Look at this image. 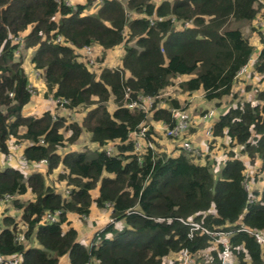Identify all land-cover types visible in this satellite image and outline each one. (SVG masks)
Instances as JSON below:
<instances>
[{
	"label": "trees",
	"instance_id": "trees-1",
	"mask_svg": "<svg viewBox=\"0 0 264 264\" xmlns=\"http://www.w3.org/2000/svg\"><path fill=\"white\" fill-rule=\"evenodd\" d=\"M90 5V0L73 6L64 0H0V154L9 153L12 139L23 145L25 165L46 162L45 171L28 174L0 168V198L12 197V207L0 217V254L4 260L18 258L19 264H60L65 256L67 264H163L186 250L194 264H223L212 238L200 229L189 236L190 226L179 219L210 231L234 229L241 220L264 231V89L257 92L256 103H235L212 126L214 137L228 138V148L238 147L251 164L259 161L260 192L246 189L245 166L234 151H228L215 175L208 160L195 162L194 154L184 150L137 152L132 134L146 125L145 138L155 143L152 124H173L170 110L181 103L174 98H167L165 106L157 103L175 79L185 94L200 91L205 101L219 105L225 96L235 97L233 86L244 65L264 76V47L249 63L256 52L243 31V23L255 30L261 3L101 0L89 12ZM57 36L67 45L55 43ZM20 45L34 49L32 63L43 72L44 97L59 100L53 113L22 115L32 100L15 59ZM118 45L119 64L98 72L74 51L100 49L104 60ZM139 96L154 99L151 116L127 107ZM57 108L82 113L71 121ZM84 130L89 145L94 144L92 157L74 146ZM66 145L72 147L62 153ZM59 168L65 197L46 182ZM92 204L110 206L111 220L87 244L78 241L68 215L84 218ZM47 213L56 214L53 221L45 218ZM229 240L240 262L263 263L264 244L244 232Z\"/></svg>",
	"mask_w": 264,
	"mask_h": 264
},
{
	"label": "rangeland",
	"instance_id": "rangeland-1",
	"mask_svg": "<svg viewBox=\"0 0 264 264\" xmlns=\"http://www.w3.org/2000/svg\"><path fill=\"white\" fill-rule=\"evenodd\" d=\"M70 4V6L73 5H85L86 4V0H67ZM91 1V5L89 6V12H95L97 10V8L100 5V1L101 0H90ZM154 1H158V0H154ZM259 3H261L262 8H261V13H260V21H264V0H258ZM126 12V11H125ZM127 14V12H126ZM128 15V14H127ZM243 31L244 34L248 36V38H250L252 36V33H259L260 34V29L261 26L258 24H255V30L250 29V27L243 23ZM259 42H261V38L259 39ZM121 47L122 45H118L117 47H115V51H111L108 52L110 54H107V58H105L104 60H101V53L102 50L100 49H96L92 52H88L82 55V53H79V59L81 61H83V63H85L90 69L92 70H98L100 68H105L104 66L107 67H114L117 66L120 62V58H121V54L119 51H121ZM256 48V46H255ZM256 50V49H255ZM257 51V50H256ZM34 55V49L31 48H24L23 45H20L19 50L15 53V59H19L20 60V65L23 68V71L28 79L29 82V89L31 90V92H34L36 95L39 96L40 100L42 99L43 101H48L52 103V107L50 108V111L53 113L54 112V107L55 105H57L58 103H53L51 101L50 97H44L43 96V91H40V89H43V87H45V80L43 77V72L39 69H36L33 66V63L31 61L32 57ZM254 58V57H253ZM114 69V68H113ZM242 76L238 77L236 82H235V88L232 90V92L234 93L235 97H231L232 95H228L225 96L219 105H216L214 102H207L202 98V93L199 92H194L191 95L185 94L184 92L180 91V89L178 88V83H179V79H175L174 83L171 86L166 87L165 89L162 90V92L160 93V100L162 101H166L167 102V98H174L177 99L180 103L181 106L184 107L187 110L188 113V125L186 128V131L184 132L183 135L179 136V137H168L167 135L164 134L163 130H155V143L154 144V148H156L157 150L161 151L165 149V152L168 154L171 153H178L180 150H184L182 147V143L186 140L188 142V148L189 150H184L187 154V156L191 155L192 153L195 155H192L193 157H195V162H200V163H205V161L207 160V156L208 154H206L205 149H203L202 147L204 145L209 146V143L211 141H213V137L214 136H210V135H206L205 134V130L209 129L210 130V126L211 123H214V120L216 118V114L221 112V105H223L224 107L227 106H231L233 105L232 103L235 102H243V101H251L252 103H256V94L259 90L264 89V76L261 75H257V74H252L251 72H249V70H247L246 72L241 73ZM37 85H40L41 88L38 89ZM241 86L244 89V92L241 91L238 87ZM45 91V90H44ZM40 94V95H39ZM109 104H111V101H108ZM165 103V102H164ZM164 103H157L160 104V106H165ZM44 105V104H43ZM109 106H113L112 104ZM47 105H44V110H47ZM110 107V108H111ZM207 110H213L214 114L213 117H211V119H209L208 121L203 120L202 115L205 113V111ZM74 111V112H71ZM67 110V108H57L56 109V113L58 114H63L65 117H68L69 120L73 121V120H77L79 119V114H81V110ZM154 109L152 110L153 113ZM152 113H150L147 116H151ZM41 115V114H40ZM159 122H155L153 125V127H155V124H158ZM89 143H90V134L87 130H84L83 133L81 134L78 142L76 143V145H74L75 147L77 146V149H79L80 151L85 150L86 154L88 157H92L93 156V151L92 149L89 148ZM15 143H12V145H14ZM11 145V146H12ZM67 146V145H66ZM113 145H109V147H112ZM202 146V147H201ZM70 147L72 146H67L63 149H61V152L63 153V151L68 150ZM228 147V146H226ZM205 148V147H204ZM12 151L16 150V151H20V149H14L13 146L12 148H9ZM234 151L235 156H237V158L240 160L242 159V162L251 169L249 171H247L245 173V176L248 178V180L246 181V184L249 185V192H251V184L253 183V181L250 179L251 176L252 179L254 180L255 178H259L256 173V167H252V164H250L249 162H247V160H245L239 153V148L238 147H234L232 149ZM229 148H227L225 151H232ZM11 152V151H10ZM200 153V155L197 154ZM203 152V153H202ZM14 153V152H12ZM210 155L214 154L212 152H209ZM2 155V158H1ZM0 155V159H2L3 161H0V168H8L3 166L4 162H6V160L8 159H12L14 157L13 154H7V155ZM227 158V156H226ZM225 156L223 157V159H226ZM223 160V162H224ZM16 162V161H15ZM222 161L217 163L216 165H213L211 167V171L213 174H217V170L222 167ZM207 163V162H206ZM46 166L43 163H37L36 165H33L31 167H28L25 169V171L23 170V172L25 174H28V172L32 171V170H39V171H45ZM62 171V168H59L57 170H55L51 175H49L47 177V184H52L56 190H59L62 193V196L65 197V195L68 193V189H66V187L64 186V182L60 181L58 179V174ZM260 176V175H259ZM261 177V176H260ZM262 186L263 184H259L257 191H261L262 190ZM97 188L95 190L92 191V198H96L97 194ZM94 203V202H93ZM6 202H0V217L1 215L6 211L5 208ZM8 207H12L11 204H8ZM110 206L108 207H104V208H97L95 206V204H92L90 207V213L89 215L85 216L84 218H80L77 217L78 219H75V217H72L74 215H68V221H70V223H72V218L74 220L77 221H81L82 224H84L85 226H83L85 228V234L83 237V234H77V239L78 240H85L84 242H86L87 244L90 242V239L92 238L94 231L91 233H89L91 230H86L87 225L88 228L92 225L93 228L96 229L95 225L96 224H102L99 227L104 226V224H106L107 222H109L111 220L110 218ZM72 217V218H71ZM97 223H95L94 221H97ZM70 226H72V224H70ZM65 227V226H63ZM67 227V226H66ZM78 231V230H77ZM203 257H205L207 255V250L203 251ZM195 258V257H194ZM65 260H67V257L65 258ZM175 261H179V257L178 255L176 256H170L168 258L164 259V263L163 264H175Z\"/></svg>",
	"mask_w": 264,
	"mask_h": 264
},
{
	"label": "built area",
	"instance_id": "built-area-1",
	"mask_svg": "<svg viewBox=\"0 0 264 264\" xmlns=\"http://www.w3.org/2000/svg\"><path fill=\"white\" fill-rule=\"evenodd\" d=\"M56 1H59V0H56ZM64 1H65L66 5H70L67 0H64ZM260 11H261V9H260ZM256 24L261 26L260 33L263 36L262 41H261V46L264 47V21L263 22L260 21V17H259L258 19H256ZM12 40L15 42H19L20 38L19 37H13ZM54 42L58 43V44L67 45V43H65L64 40L62 39V37H60V36H57L54 39ZM74 51L77 55H79L80 52L82 53V55L85 53H88V52H92L89 47H83V48H79V49L77 48ZM257 56H258V53H255L253 55L254 58L251 57L249 63H254L257 60ZM247 70H248V65H244L240 69L238 74L242 75L241 73L246 72ZM30 92H31V90H30ZM31 95L34 96L35 98L37 97V95L34 92H31ZM125 97H127V94H125ZM51 101L53 103L59 102V100H54V99H51ZM164 102L165 101L159 100V103H164ZM111 104H112V102H111ZM153 104H154L153 98H151V97L143 98V97L139 96L136 101H132V102L127 103V107L128 108L137 107L139 110L146 113V115H149L150 113H152ZM170 113H171V117L173 120V124L170 126L168 124L159 122L158 124H155L154 130H156V129L161 130L162 129L164 134L167 135L168 137H172V138L179 137V136L184 134V132L186 131L187 125H188L187 110L185 108H182V107L172 108L170 110ZM213 114H214L213 110H207L202 115V118H203V120L208 121L209 119H211V117H213ZM147 128L148 127L146 125H141L139 131L132 134V139L134 142L135 151H137V152L144 153L148 149H155L153 141L145 138V132L147 131ZM205 134L210 135L212 137L211 126H210V130L209 129L205 130ZM19 147H20V145L15 146V148H19ZM182 147L184 150L185 149L189 150L188 142L186 140L182 143ZM197 154L200 155V153H198V152H197ZM22 162L25 163V161L23 159H22ZM39 163L45 164L46 162L41 160ZM245 187L248 190V185L246 184V181H245ZM11 199H12L11 196H4L3 199L0 198V202H8ZM55 215L56 214L47 213L45 215V218L50 220V221H53L55 218ZM179 221H181L183 224L190 226L189 236L192 235V231L195 229H200L202 232L208 234L212 238L211 241L213 243V247H215V246L220 247L219 256H220L221 262L223 264H250L249 262H246V263L240 262L238 260V258L236 257L235 253L232 251L233 246H232L229 239H230L231 235H233L235 232H244V233L252 236L258 244H261V245L264 244V231L251 229L247 225H245L241 220L238 221V223L236 224L234 229H231V230L217 229L214 231H210L208 229H205L199 223L191 221V220L179 219ZM0 228H1V225H0ZM244 261H246V260L244 259ZM0 264H19V259L14 258V257H10L7 260H4L3 256L0 254ZM178 264H194V260H193L192 256L190 254H188V252L186 250H182L179 252Z\"/></svg>",
	"mask_w": 264,
	"mask_h": 264
},
{
	"label": "crops",
	"instance_id": "crops-1",
	"mask_svg": "<svg viewBox=\"0 0 264 264\" xmlns=\"http://www.w3.org/2000/svg\"><path fill=\"white\" fill-rule=\"evenodd\" d=\"M255 24L256 23H254V26H255ZM261 33L259 34V33H252V36L250 37V38H248V40H249V42H250V44L251 45H253L254 46V48H255V46H256V50H255V52H257L258 53V51L262 48V46H261V42H259V39L261 38ZM181 79V78H180ZM38 87V89H40L41 88V86L40 85H37ZM45 86V85H44ZM235 88V85L233 86V89ZM241 91H243L244 92V89L245 88H243V87H241V86H239L238 87ZM44 90H45V87H43V89H40V91H43L44 92ZM40 95V94H39ZM44 96V95H43ZM31 102H30V104H28V105H26L24 108H23V110H22V115L23 116H40V114H42L44 111V105H47V110H50V108H53L52 106V103L51 102H48V101H43L42 99L40 100V98H39V96L37 95V97L35 98L34 96H32L31 97ZM44 104V105H43ZM233 105H235V102H233L232 103ZM233 105H231V106H233ZM221 108V112H219V113H217L216 114V118H215V120L217 119V117H218V115L219 114H221V113H223L228 107H230V106H227V107H224L223 105H221L220 106ZM214 120V121H215ZM213 125V122L211 123V126ZM12 142H13V140L11 139V141L9 142V148H12V146H13V148L15 149V145H12ZM228 143H229V140H228V138L227 137H213V141H211L210 143H209V146H206V145H204L202 148L203 149H201V150H204L205 149V152H206V154H208V156H207V160H208V162H209V165L212 167L213 165H216L217 163H219V162H223V157L225 156V158H226V155H227V153L228 152H226L225 150L228 148V147H226V145H228ZM12 145V146H11ZM94 144H91V145H89V148H92V146H93ZM205 147V148H204ZM236 148V147H235ZM231 149V148H230ZM233 149V148H232ZM231 149V150H232ZM161 150H162V148H161ZM165 150V149H164ZM11 151V152H10ZM233 151V150H232ZM12 152H14V153H12ZM209 152H212V153H214V154H212V155H210L209 154ZM21 152L20 151H16V150H11V149H9V153H8V155L9 154H13L14 155V157L12 158V159H8V160H6V162H4V165L3 166H5V167H12V168H17V169H19V170H21V171H25V169L26 168H28V167H31V166H28V165H25V164H23L21 161H20V159H19V154H20ZM1 155V154H0ZM242 156V155H241ZM245 160H247V162H249L250 163V161H249V159L246 157V156H242ZM1 158H2V155H1ZM241 161H242V159H240ZM0 161H3L2 159H0ZM16 161V162H15ZM243 163V162H242ZM251 164V163H250ZM243 165L245 166V171H244V173H246L247 171H249V167H247L244 163H243ZM222 166H223V163H222ZM257 166V167H256ZM252 167L254 168V167H256V173H257V168L259 167V161L258 160H255L254 162H253V164H252ZM221 169V167L218 169V170H220ZM217 170V171H218ZM250 172H251V169H250ZM258 175V177L259 178H256V180L254 179H252V177L253 176H251L250 177V179L253 181V183L250 185L251 186V192H253V191H257V188H258V186H259V184H263V181L261 180V178H260V176L262 175H260V174H257ZM260 175V176H259ZM247 180H248V178H247ZM263 187V186H262ZM248 188H249V185H248ZM260 192V191H259ZM259 197V195H257L256 196V198H258ZM5 208H9L8 207V205H5ZM72 217H75V219H78L77 218V216H72ZM71 217V218H72ZM95 223H97L98 222V220L97 221H94ZM72 226L76 229V230H78L77 231V233H79V234H83V237H84V235H86L85 234V228L83 227V226H85L84 224H82L81 223V221H77V220H74L73 218H72ZM102 225V224H101ZM100 224L98 225V224H96L95 225V227H96V229L95 228H93V226L91 225L89 228H88V226L89 225H87V227H86V230H91L89 233H91L92 234V232L93 231H96L97 229H100L101 227H99V226H101ZM65 226V225H64ZM64 229H66L67 227L65 226V227H63ZM79 241H82V242H84L83 240H79ZM84 243H86V242H84ZM65 258L66 257H62L61 258V260L59 261L60 262V264H67L68 263V261L67 260H65ZM262 260H263V263L262 264H264V256H263V258H262Z\"/></svg>",
	"mask_w": 264,
	"mask_h": 264
},
{
	"label": "clouds",
	"instance_id": "clouds-1",
	"mask_svg": "<svg viewBox=\"0 0 264 264\" xmlns=\"http://www.w3.org/2000/svg\"><path fill=\"white\" fill-rule=\"evenodd\" d=\"M13 39V38H12ZM257 53V52H256ZM31 61H32V59H31ZM31 97H32V95H31ZM52 99V98H51ZM213 126V125H212ZM212 126H211V133H212ZM213 136V135H212ZM15 146L16 145H20V147L19 148H15V149H20V154H19V159H20V161L22 162V149H23V145L21 144V143H15L14 144ZM23 163V162H22ZM23 164H25V163H23ZM15 169H17V168H15ZM245 181H247V177L245 176ZM11 203V201H8V202H6V205H8V204H10ZM10 208V207H9ZM240 221V220H239ZM79 241V240H78ZM65 257H67V256H65ZM67 261H68V257H67Z\"/></svg>",
	"mask_w": 264,
	"mask_h": 264
}]
</instances>
